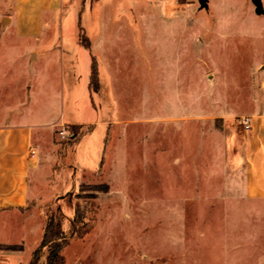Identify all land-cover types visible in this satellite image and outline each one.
<instances>
[{"label": "rangeland", "instance_id": "rangeland-1", "mask_svg": "<svg viewBox=\"0 0 264 264\" xmlns=\"http://www.w3.org/2000/svg\"><path fill=\"white\" fill-rule=\"evenodd\" d=\"M91 12L135 17L131 37L112 30V46L95 54L85 29L60 14L47 46L55 55L24 72L13 58L31 40L13 26L0 35L2 110L12 101L43 124L98 122L90 134L94 125L79 126L88 134L79 145L70 126L54 128L58 162L42 206L68 224L93 203L86 220L97 222L65 248L66 264H264V200L244 196L236 154L248 136L238 120L264 96V15L251 0H210L208 10L198 0H107Z\"/></svg>", "mask_w": 264, "mask_h": 264}, {"label": "crops", "instance_id": "crops-1", "mask_svg": "<svg viewBox=\"0 0 264 264\" xmlns=\"http://www.w3.org/2000/svg\"><path fill=\"white\" fill-rule=\"evenodd\" d=\"M83 2L82 10L81 0H0V23L4 22L6 26L0 35L13 26L15 31L11 35L17 40H31L24 52L21 51L17 59L13 58L21 70L25 72L33 69L35 65L55 55L47 46L51 38L50 32L58 22L60 14L63 23L68 20V23L80 24L85 29L92 42L91 51L95 54L102 46H112V32L125 28L131 37L130 24L136 23L135 17H96L91 10L104 6L107 0ZM64 13L69 15L67 20H64ZM141 23L144 24L143 21ZM91 25L96 28L89 36L88 32L93 30ZM76 39L78 40V37ZM77 40L76 44L82 49L84 46ZM11 53L14 51L11 50ZM78 54L83 55V51H78ZM86 62L89 66L90 82L91 55ZM259 66L264 69V63ZM11 103L12 101L7 103L5 110L0 107V245L17 246L19 250H0V264H31L34 253L41 245L45 226L41 212V206L45 202L42 191L46 187L49 188L53 169L58 162L57 147L52 139L54 128L62 124L94 125L95 128L88 133L90 134L94 132L98 122L43 124L42 120L34 118L33 113L17 110ZM21 106L23 108L24 104ZM250 116L253 117V130L248 133L246 142L236 154L246 177L244 196L248 199L264 200V96L258 100L256 109ZM49 128L52 129L51 132L48 131ZM88 134L76 142L77 145ZM30 149H34L38 154L34 160L28 157ZM28 247H33V251L30 257L25 258ZM42 264H46L44 258Z\"/></svg>", "mask_w": 264, "mask_h": 264}, {"label": "trees", "instance_id": "trees-1", "mask_svg": "<svg viewBox=\"0 0 264 264\" xmlns=\"http://www.w3.org/2000/svg\"><path fill=\"white\" fill-rule=\"evenodd\" d=\"M87 48H89L87 46ZM98 66L96 57L92 58V69H91V77H90V88H92L95 92L98 90L99 81H98ZM72 130L71 140L74 142H78L82 135L79 132V126H70ZM93 127L88 129V132H91ZM105 151V150H104ZM104 165V156L102 157V161L99 165L98 169H102ZM95 190L99 193H108L109 186L108 185H100ZM88 198H97L96 195H88ZM93 203H86L85 206L81 205L76 208L74 214L75 217L68 224L65 220L64 216L59 213V211L54 210L51 204H47L45 206H41L42 214L45 218V226L43 229V237L40 247L36 250L33 255L31 264H39V260L42 254L43 248L48 247L49 252L46 257V264H66V259L63 255V251L66 247L69 246L70 242L74 239L82 240L88 234H90L95 227L97 226L96 218H92L90 223L86 220V207L88 208ZM82 210V212L80 211ZM98 209L91 210L93 215L98 214ZM0 250H19L17 246H5L0 245Z\"/></svg>", "mask_w": 264, "mask_h": 264}, {"label": "built area", "instance_id": "built-area-1", "mask_svg": "<svg viewBox=\"0 0 264 264\" xmlns=\"http://www.w3.org/2000/svg\"><path fill=\"white\" fill-rule=\"evenodd\" d=\"M239 125L243 128V131L249 133L253 130V117L252 116H242L238 120ZM66 131H61L60 135L65 138ZM37 152L34 149H30L28 157L30 160H34L37 157Z\"/></svg>", "mask_w": 264, "mask_h": 264}, {"label": "water", "instance_id": "water-1", "mask_svg": "<svg viewBox=\"0 0 264 264\" xmlns=\"http://www.w3.org/2000/svg\"><path fill=\"white\" fill-rule=\"evenodd\" d=\"M209 1L210 0H198L200 4L201 10L209 9ZM253 5L255 6V12L257 15H264V5L263 0H251Z\"/></svg>", "mask_w": 264, "mask_h": 264}]
</instances>
